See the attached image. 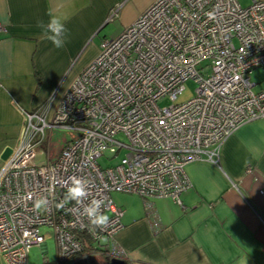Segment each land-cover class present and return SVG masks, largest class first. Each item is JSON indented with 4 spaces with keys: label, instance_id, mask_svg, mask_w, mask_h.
Instances as JSON below:
<instances>
[{
    "label": "built area",
    "instance_id": "obj_1",
    "mask_svg": "<svg viewBox=\"0 0 264 264\" xmlns=\"http://www.w3.org/2000/svg\"><path fill=\"white\" fill-rule=\"evenodd\" d=\"M243 1L156 0L100 43L52 114L23 113L0 166V254L8 264H27L30 249L49 238L59 264L87 261L123 228L111 193L135 194L147 208L152 198L180 204L190 187L185 166L218 164L225 139L264 118V86L254 91L251 80L257 69L264 74V0ZM188 80L194 96L176 103ZM55 128L78 135L51 162L42 144ZM100 158L118 159L101 168ZM72 176L88 180L89 201H105L104 231L93 234L74 202L61 203ZM49 191V210L34 211L32 200ZM112 257L126 261L120 250Z\"/></svg>",
    "mask_w": 264,
    "mask_h": 264
},
{
    "label": "crops",
    "instance_id": "obj_2",
    "mask_svg": "<svg viewBox=\"0 0 264 264\" xmlns=\"http://www.w3.org/2000/svg\"><path fill=\"white\" fill-rule=\"evenodd\" d=\"M155 1L0 0V166L17 141L23 113L48 108L52 114L72 80L96 57L97 46L80 61L112 12L124 30ZM49 11L67 18L62 49L39 39L37 22L46 21ZM184 170L190 187L180 204L152 198L147 208L130 194L136 198L132 203L123 209L116 205L123 211V228L113 240L95 246L87 261L71 264H91L94 257L110 264L113 249L124 252L127 264H264V197L259 194L264 190V118L226 138L218 164L192 162ZM39 248L47 251L46 245ZM0 261L8 264L1 254Z\"/></svg>",
    "mask_w": 264,
    "mask_h": 264
},
{
    "label": "rangeland",
    "instance_id": "obj_3",
    "mask_svg": "<svg viewBox=\"0 0 264 264\" xmlns=\"http://www.w3.org/2000/svg\"><path fill=\"white\" fill-rule=\"evenodd\" d=\"M241 5L243 7L249 5V0H245L241 2ZM122 30H123V26L121 24L120 19H118L117 16H114L113 19L107 22V24L102 29H100L97 35L91 36V40L89 44H87L85 49L83 50V54L81 56L80 61L82 62L85 61L86 59L85 55L86 54L91 55L95 51L96 46L99 47L100 43L104 39L116 38L118 35H120ZM251 80L254 83H256V87L254 88V91L264 86V74H262V71L260 69H257L252 73ZM183 87L184 90L179 96H177L176 103L186 102L187 100L191 99L194 96V90L196 88V84L192 80L186 81L183 84ZM164 104L165 102L161 103V105ZM77 135L78 134L74 131H69L62 128H55L52 129L50 132L47 131L46 138L42 144V147L47 151L50 161L53 162L59 156L61 150L67 144V142L75 138ZM117 159L118 158H115V160L107 161L108 160L107 158H100L97 160V164L101 168H106L107 166L112 165L114 162H116ZM110 196L113 203L115 205H121L122 209L125 208L129 202L132 203L136 199L134 195L122 194V193L119 194L111 193ZM46 246H47L46 252H42L39 246H33L28 253L27 264H57V262L55 261V256H56L55 246L51 238L47 240ZM88 262H91V264H99L98 258L96 257L92 258ZM71 263H72L71 261H68L62 264H71ZM0 264H5V263L0 261ZM82 264H86V263H82ZM107 264L109 263L107 262Z\"/></svg>",
    "mask_w": 264,
    "mask_h": 264
},
{
    "label": "clouds",
    "instance_id": "obj_4",
    "mask_svg": "<svg viewBox=\"0 0 264 264\" xmlns=\"http://www.w3.org/2000/svg\"><path fill=\"white\" fill-rule=\"evenodd\" d=\"M47 16L46 21L42 19L37 22V27L40 29L39 39L49 41L55 48L62 49L68 39L67 18L55 11H49ZM53 195V192L49 191L48 195H41L33 199V210L38 213L48 211ZM89 195L88 180L72 176L61 203L74 202L82 211V215L87 218L89 231L95 234L97 231L102 232L108 227L110 217L102 211L105 207V201L102 198H94L89 201ZM30 199L32 198L30 197ZM244 264H247V261Z\"/></svg>",
    "mask_w": 264,
    "mask_h": 264
},
{
    "label": "water",
    "instance_id": "obj_5",
    "mask_svg": "<svg viewBox=\"0 0 264 264\" xmlns=\"http://www.w3.org/2000/svg\"><path fill=\"white\" fill-rule=\"evenodd\" d=\"M9 153H10V149H7L6 152L3 155V158L6 159L8 157V155H9ZM110 264H124V262L122 260L113 258V259L110 260Z\"/></svg>",
    "mask_w": 264,
    "mask_h": 264
},
{
    "label": "flooded vegetation",
    "instance_id": "obj_6",
    "mask_svg": "<svg viewBox=\"0 0 264 264\" xmlns=\"http://www.w3.org/2000/svg\"><path fill=\"white\" fill-rule=\"evenodd\" d=\"M124 262V264H127L125 261H123Z\"/></svg>",
    "mask_w": 264,
    "mask_h": 264
},
{
    "label": "trees",
    "instance_id": "obj_7",
    "mask_svg": "<svg viewBox=\"0 0 264 264\" xmlns=\"http://www.w3.org/2000/svg\"><path fill=\"white\" fill-rule=\"evenodd\" d=\"M103 253V252H102Z\"/></svg>",
    "mask_w": 264,
    "mask_h": 264
}]
</instances>
